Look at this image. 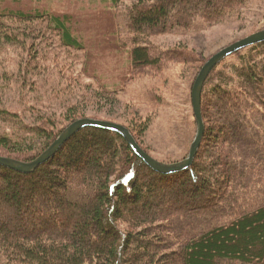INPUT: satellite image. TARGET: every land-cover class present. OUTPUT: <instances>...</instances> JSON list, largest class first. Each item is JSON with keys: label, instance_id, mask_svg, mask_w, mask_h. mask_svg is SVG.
Listing matches in <instances>:
<instances>
[{"label": "trees", "instance_id": "16d2710c", "mask_svg": "<svg viewBox=\"0 0 264 264\" xmlns=\"http://www.w3.org/2000/svg\"><path fill=\"white\" fill-rule=\"evenodd\" d=\"M120 1H91L67 15L32 0H0V48L28 51L22 63L31 75L48 70L39 60L45 48L76 50L80 76L104 89L99 101L133 72L160 70L173 53L191 58L185 46L164 50L149 37L215 24L249 2ZM232 55L205 83V134L185 171L156 172L120 134L97 127L77 132L32 173L0 165V264H264V41ZM113 64L128 70L116 75ZM68 66L57 70L73 88L80 81ZM62 87L55 86L65 101ZM76 108L59 133L54 121L31 126L0 110V155L35 160L77 120ZM139 121L128 128L146 150Z\"/></svg>", "mask_w": 264, "mask_h": 264}, {"label": "rangeland", "instance_id": "374dc122", "mask_svg": "<svg viewBox=\"0 0 264 264\" xmlns=\"http://www.w3.org/2000/svg\"><path fill=\"white\" fill-rule=\"evenodd\" d=\"M32 1L34 6L41 9L71 15L81 11L83 5L91 6L90 2L96 0ZM132 1L121 0L119 5L124 7ZM93 8L99 14L106 11L100 5V10ZM107 10H110L109 7ZM263 29L264 0H249L243 9L215 24L206 27L202 25L187 32L151 36L148 41L156 43L164 50L179 45L185 46L192 50V54H187L191 58L180 57L178 52L173 53L160 70L140 69L133 72L125 84L121 82V88L116 90L114 86H109L107 93L111 97L101 96L102 100L99 101L96 92L104 89H101L95 80L80 76L81 64H76L77 61L73 58L76 50L59 47L60 43L52 45L50 49L45 48L47 53L43 52L44 57L42 55L39 60L49 66L48 70L31 75L27 73V64L22 63L32 58L30 53L22 51L16 45L6 44L0 48V110H6L11 116L20 118L31 126L54 121L52 128L56 133L61 131L67 120L64 115L68 109H73V106H77L75 119L92 118L119 123L127 128H136L133 120H140L139 122L146 124L137 135L148 153L161 162H178L188 155L196 133L191 88L200 68L225 46ZM40 41L38 38L36 45H39ZM31 42V39L27 40L28 45ZM53 50L57 52L56 56L53 55ZM236 59L237 55L228 57L217 69L231 64ZM57 64L74 67L73 71L72 67L68 71L75 75L80 83L72 84L73 88H70V82L64 81L65 77L58 74ZM21 67L22 76L26 78L19 81ZM111 67L116 75L128 70L125 68L118 71V66L114 64ZM54 84L63 86V90L66 88L65 101L59 97ZM68 101L70 104H65Z\"/></svg>", "mask_w": 264, "mask_h": 264}, {"label": "water", "instance_id": "95a60500", "mask_svg": "<svg viewBox=\"0 0 264 264\" xmlns=\"http://www.w3.org/2000/svg\"><path fill=\"white\" fill-rule=\"evenodd\" d=\"M263 41L264 29L225 46L220 51L213 54L200 68L191 88V104L196 122V133L194 139L191 142L188 155L181 161L167 163L156 159L138 143L129 128L122 124L103 120H95L92 118H81L77 119L67 128H65L57 137V139L35 160L31 162H24L0 155V165L18 172L32 173L39 166L53 158L61 149V147L77 132L86 127H97L120 134L129 143L135 154L154 171L167 175L185 171L193 165L204 138L206 127L202 115V93L210 73L228 56Z\"/></svg>", "mask_w": 264, "mask_h": 264}, {"label": "bare ground", "instance_id": "6f19581e", "mask_svg": "<svg viewBox=\"0 0 264 264\" xmlns=\"http://www.w3.org/2000/svg\"><path fill=\"white\" fill-rule=\"evenodd\" d=\"M69 141V140H68Z\"/></svg>", "mask_w": 264, "mask_h": 264}]
</instances>
